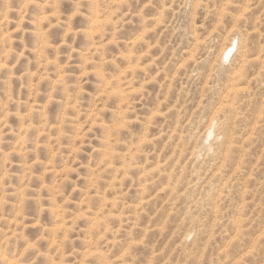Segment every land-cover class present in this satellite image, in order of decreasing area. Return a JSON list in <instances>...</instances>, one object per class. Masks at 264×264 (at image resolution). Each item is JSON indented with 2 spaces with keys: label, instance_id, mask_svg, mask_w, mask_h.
<instances>
[{
  "label": "rangeland",
  "instance_id": "rangeland-1",
  "mask_svg": "<svg viewBox=\"0 0 264 264\" xmlns=\"http://www.w3.org/2000/svg\"><path fill=\"white\" fill-rule=\"evenodd\" d=\"M0 264H264V0H0Z\"/></svg>",
  "mask_w": 264,
  "mask_h": 264
}]
</instances>
